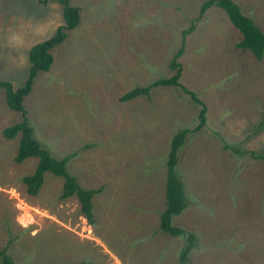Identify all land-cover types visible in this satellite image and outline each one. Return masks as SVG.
I'll use <instances>...</instances> for the list:
<instances>
[{
  "label": "rangeland",
  "instance_id": "rangeland-1",
  "mask_svg": "<svg viewBox=\"0 0 264 264\" xmlns=\"http://www.w3.org/2000/svg\"><path fill=\"white\" fill-rule=\"evenodd\" d=\"M207 0H70L79 25L51 53L24 107L34 138L62 159L93 199L94 225L64 178L46 172L38 195L23 179L38 158L17 163L20 123L0 89V250L16 264H181L184 237L160 227L173 136L194 131L201 107L179 87L120 98L171 77L183 42L180 83L205 104L206 124L179 151L187 207L173 224L195 235L194 264H264V56L247 49L226 12ZM264 33V0H233ZM64 24L56 0H0V81L27 79L31 48ZM194 31L183 38V31ZM245 152L236 154L230 148ZM1 264V263H0Z\"/></svg>",
  "mask_w": 264,
  "mask_h": 264
},
{
  "label": "trees",
  "instance_id": "trees-1",
  "mask_svg": "<svg viewBox=\"0 0 264 264\" xmlns=\"http://www.w3.org/2000/svg\"><path fill=\"white\" fill-rule=\"evenodd\" d=\"M63 7L64 24L59 26L49 39L35 44L29 53V62L31 64L27 79L24 84L15 88L9 81H0V89L5 92V99L8 107L16 112L21 113L23 119L20 123L7 127L3 131V136L8 139H14L18 135L21 136L19 150L15 161L23 163L28 158H38L39 164L34 174L24 177L23 181L27 186V192L30 195L36 196L39 194L46 172L53 173L58 177L64 178L62 199L76 196L81 205V212L87 219L88 223L94 225L96 223L93 213V199L100 193L99 189H83L77 179L68 172L69 161L76 156L75 153L64 156L62 159H57L52 156L40 141L34 138V129L31 126L29 119L26 117L27 111L24 107V99L31 93L33 84L40 72H48L53 64L52 49L62 44L68 36V32L75 29L80 23V9L71 6L70 0H56ZM45 4L47 0H39ZM217 6L223 9L228 15L231 23L243 35V40L237 45L240 49L250 50L257 60H262L264 56V33L254 23V21L245 16L240 7L233 0H207L200 9V17L212 7ZM192 25L188 30L183 31V38L186 39L194 31ZM183 42L181 48L176 52L170 67L174 74L171 77L159 78L145 87H136L132 91L124 94L120 101L125 103L134 100L140 96H150L152 90L158 87H179L182 91L189 95L194 103L201 107L199 112V125L194 131L187 128L178 131L172 138L170 151L167 158V179H166V209L160 214V229L164 233L172 237H184L186 245L180 252L179 261L181 264H194L190 260L191 250L194 248L196 237L193 233L188 232L173 224V217L180 215L187 207L185 186L177 172V164L179 160V151L185 144L187 136L191 132L201 130L206 124L207 108L197 94L180 83L182 74V66L178 61L184 53ZM233 150L236 154L243 155L245 152L236 148L226 146ZM254 159L264 160V155H256L250 153ZM1 264H16L13 258L8 254L7 248L0 250Z\"/></svg>",
  "mask_w": 264,
  "mask_h": 264
}]
</instances>
